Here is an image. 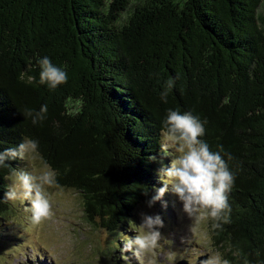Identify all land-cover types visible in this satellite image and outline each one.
Returning a JSON list of instances; mask_svg holds the SVG:
<instances>
[{"label": "trees", "instance_id": "obj_1", "mask_svg": "<svg viewBox=\"0 0 264 264\" xmlns=\"http://www.w3.org/2000/svg\"><path fill=\"white\" fill-rule=\"evenodd\" d=\"M261 11L264 0H0V151L38 140L86 223L112 234L160 185L167 111L190 112L207 120L202 139L223 146L236 177L231 223L213 231L209 221L213 245L230 264H264ZM45 56L68 73L55 90L39 83ZM45 104L32 124L25 108ZM9 175L0 168V223L12 213Z\"/></svg>", "mask_w": 264, "mask_h": 264}, {"label": "clouds", "instance_id": "obj_2", "mask_svg": "<svg viewBox=\"0 0 264 264\" xmlns=\"http://www.w3.org/2000/svg\"><path fill=\"white\" fill-rule=\"evenodd\" d=\"M38 64L41 69V85L46 84L50 90H55L59 85L67 83L68 73L53 64L49 57L39 59ZM174 86L175 79L165 82L164 90L160 93L164 103H167V96ZM47 111L48 106L45 104L39 111L25 108L24 115L31 118L35 125L46 118ZM206 124V119L201 120L190 112L181 113L179 109L167 111L166 118L162 121L161 166L157 173L163 186L156 189V194L147 201V205L152 207L171 190L181 202V212L184 215L196 223L211 221L213 231H222L223 225L231 223L229 193L236 177L228 164L232 157L225 152L223 146L217 145V150L213 151L207 141L202 139ZM164 156H172L167 166L162 163ZM149 159L157 161L156 156H150ZM11 161H23L34 167L31 171L19 166L13 167L8 163ZM0 168L10 169V184L4 193L3 202H27L30 207L26 210L31 213V221L36 225L52 218L54 211L49 190L61 189L62 186L57 179L59 173L40 152L38 140L26 137L17 146L0 151ZM129 223L134 226L136 234L133 237L120 234L123 242L120 251L131 253L137 260L151 257L149 264H157V250L163 249L165 244H171L161 232L164 227L162 218L158 214L141 213L139 225L131 221ZM107 235L106 233L105 238ZM239 255L237 252V256ZM123 258L128 259L126 256ZM181 259H184L182 255L170 251V264H176ZM199 264H230V261L217 252L207 255ZM243 264H249L247 259Z\"/></svg>", "mask_w": 264, "mask_h": 264}, {"label": "rangeland", "instance_id": "obj_3", "mask_svg": "<svg viewBox=\"0 0 264 264\" xmlns=\"http://www.w3.org/2000/svg\"><path fill=\"white\" fill-rule=\"evenodd\" d=\"M260 14L264 27V11ZM21 167L31 171L34 166L23 162ZM156 181L160 183L158 188L163 186L159 178ZM49 191L54 215L39 225L32 223L31 213L26 210L30 207L27 202H11V215L0 223V264H149L151 257L137 260L128 253L125 260L120 254L123 245L120 234L135 236L134 226L129 222L139 225L141 213L158 214L164 223L161 232L171 241L170 245L165 244L163 249L157 250V264H170V251L184 257L176 264H199L207 255L221 254L211 240L209 221L196 223L184 215L181 202L171 190L148 207L147 201L155 191L136 208L127 226H119L112 234L86 223L82 199L77 192L64 188Z\"/></svg>", "mask_w": 264, "mask_h": 264}, {"label": "water", "instance_id": "obj_4", "mask_svg": "<svg viewBox=\"0 0 264 264\" xmlns=\"http://www.w3.org/2000/svg\"><path fill=\"white\" fill-rule=\"evenodd\" d=\"M178 264H186V263H178Z\"/></svg>", "mask_w": 264, "mask_h": 264}]
</instances>
